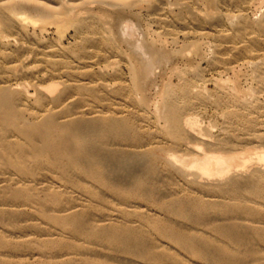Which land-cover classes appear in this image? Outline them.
<instances>
[{"label":"rangeland","instance_id":"obj_1","mask_svg":"<svg viewBox=\"0 0 264 264\" xmlns=\"http://www.w3.org/2000/svg\"><path fill=\"white\" fill-rule=\"evenodd\" d=\"M92 1L80 6V18L87 26L81 30L37 21L33 25L29 19L26 23L30 25L16 22L9 28L0 22V88L20 93L17 107L30 122L47 116L61 122L77 116L90 120L93 115L128 121L131 139L106 146L122 159L113 162L111 179L118 187L127 185L128 195L85 178L78 182L102 194L103 201L94 208L85 201V190L81 193L70 188L69 195L72 204L88 206L85 209L92 213L90 226L95 232L106 227L140 228L143 241L131 251L128 244L101 238L73 239L69 233L58 234L56 224L29 206L0 205V264H80L87 260L109 264H218L217 259L226 263L229 253L242 257L234 264H264V0H124L127 5L123 10L131 23L116 19V25H131L128 32L120 31L123 26H112L114 18L111 23L106 19L116 9L111 2ZM122 31L125 39H120ZM147 43L165 54L161 60L148 54L144 49ZM188 49L189 53L185 51ZM182 50L187 53L181 54ZM143 60L150 65L147 89L143 83L147 105L142 104L141 94L134 88L132 74L133 66ZM71 82L95 87V95L75 92V101L54 109L47 99H41V88ZM165 90H169L170 104L163 100ZM158 104L164 109L177 107L178 132H169V123L157 109ZM99 122L89 125L98 130L94 126ZM198 151L224 156L250 154L252 158L245 175L210 184L190 168L201 159ZM175 165L186 166L187 174L177 172ZM10 170L0 173V185H20L12 180L16 177ZM43 172L38 175L39 182L57 186L49 182L54 183L59 174ZM259 181L260 192L256 189ZM233 182L237 184L235 189L225 192ZM157 221L176 226L184 241L178 245L163 237L155 229ZM230 229H237L233 239L222 234ZM192 245L204 247L209 253L207 259L193 254L189 249ZM220 248H227L229 253L220 252ZM147 249L155 261L143 257ZM162 253L165 259L160 257Z\"/></svg>","mask_w":264,"mask_h":264},{"label":"bare ground","instance_id":"obj_2","mask_svg":"<svg viewBox=\"0 0 264 264\" xmlns=\"http://www.w3.org/2000/svg\"><path fill=\"white\" fill-rule=\"evenodd\" d=\"M90 1L91 0H44V1H40V0H9V1L0 0V22L5 28L12 27L14 23L16 24V22L21 23V24H29L26 22L31 21V24L34 25L36 23L35 21H37V22H40L42 25H46L48 23H54V24H57L58 27L72 26L78 30H81V29L87 28V26L85 25L84 20L80 18L81 16L79 15V9L82 4H84L85 6V3L86 4L90 3ZM102 1L103 2L109 1L111 2L110 4H112L116 8L112 10L114 14L112 13L110 17L108 15L106 17L108 21H110L111 17L115 19V22L113 20L114 23H112V26H114V24H115L114 27L117 26L116 25L118 23L117 20H119V22L120 21L123 22L124 20L125 21L131 20L129 18L127 19L128 15H126L127 17L125 16L123 9L126 7L127 3H125L124 0H107V1L100 0L99 1L100 4ZM211 1L209 2L211 3ZM93 2L94 0L92 1V3ZM54 4H58V6H54ZM102 8L104 9V7ZM24 14H26L27 16ZM135 15L133 18H136ZM31 18L33 20H31ZM111 21L109 23H111ZM101 23H104V22H101ZM129 23H131V21H129ZM132 23H135V22H132ZM119 25H121L119 27H122V26L124 27V25L122 24H119ZM119 27L117 26V28ZM131 27H132L131 25L126 24L124 27L125 29L122 28L120 29V31L125 30L126 32H128V29L130 30ZM118 31H115V32H118ZM130 33L132 32L130 31L128 34ZM119 34L120 33H118L116 36L120 37ZM122 34H123V31L121 33V36H123V38L121 37L120 39H125L124 37L125 34L123 35ZM126 36L128 35L126 34ZM131 44L130 46H132ZM146 45H147V48L145 47L144 49L145 50L147 49L148 54H150L156 61L161 60L162 57L165 55L163 54L161 50L157 49L154 45L149 44V43H147ZM191 49H195V48L191 47ZM185 51L188 52L191 50L188 49ZM185 51H183L181 54L187 53ZM55 65H59V63L55 62ZM60 65H62L61 61H60ZM149 66L150 65L148 64V62L143 60L142 63L139 64V66L134 65L132 68L134 88L138 91V93L141 94V101H142V104L144 105H147L148 103V100L145 97L146 95L144 96L143 94L144 92L143 87H144V84L146 83L145 82L146 77H148V73L150 70ZM39 87L41 88V86ZM145 88L147 89L146 84H145ZM83 91L88 92L89 94L95 95L96 88L84 85L82 83L76 85L71 82L69 84H64V86H61L60 84H50V85H47V87L45 86L44 88L40 89V93L42 94L41 99H43V101L47 99V101L50 102V105L53 109L61 107L66 102L73 101L74 100L72 97L73 93L83 92ZM162 97L165 103L170 104V102H168L170 98L169 90H165L163 92ZM20 99H21L20 93L12 92L7 88H0V173H4L7 169H11L14 171V175L16 177V178H12V180L16 179L18 183H20V185L16 187L9 183H4L0 185V205H4L8 207L15 206L17 208L29 206L35 209L36 211L40 212L43 216V219H46L56 224L60 232L58 233L56 231L58 234H61V233L68 234L69 233V236H72L73 239L75 238L77 240H81L82 238H101L104 240L115 242L117 244L118 243L128 244L131 246V247L128 246L131 249V251L132 249L136 250V247L143 241L142 238L140 237V234H141L139 231L140 228L135 229V228H131L128 226V228L115 229V228L106 227L103 231L97 233V231L95 232L92 226H90V220L92 217V213L90 212L89 209L87 210L85 209V208H88V206H85V204H77V205L72 204L73 198L72 196L69 195V193L72 192L70 188L73 190L80 191L81 193H82V190L83 191L85 190L86 193L83 192V194L87 196L86 197L87 199L85 201L89 203V206L93 205L94 208H95V204H98L103 201L102 194L90 188H87L86 186H83L80 182H78L79 178L80 179L85 178L86 181H89L93 184L94 183L98 184L104 189L116 191L125 196L128 195L126 193L128 192L127 185L118 187L117 182L111 179V170H112L113 162L121 161L122 159H120V155H118L117 153L114 154L106 149V146L109 145V143L112 141H116V140L117 141H129L131 139L132 132L129 131L128 129V121L125 119L116 120V119L98 118L95 115H93V119H90L91 121L89 119L86 120V118H83L82 116H77V117L70 118V120H68L67 122H61L56 117L47 116L39 121L30 122L25 118L23 112L17 107L18 104L20 103ZM76 102L77 104L79 103V101H76ZM164 108L162 106L161 107L159 106L157 109L161 111L162 116L165 118L166 122L169 123V126H170L169 132L171 134H174L175 132H178V124L180 122L179 119L176 117L177 107L174 108L171 105V106H167V109H164ZM65 111L66 110H64V112ZM71 111H74V110L72 109ZM96 120H100L99 124L97 126H94V127H98V130L92 128V126L89 125L90 122L96 121ZM193 126L194 125H192V127ZM192 127L191 129L192 131H194L193 130L194 128ZM189 133H190V130H189ZM201 152L198 151V155L201 158L199 159V162H197L195 166L193 165L194 163L192 164L195 168L193 166L192 167L190 166V168L195 169L198 172L199 176H201L203 179H206L204 182H208V183L210 182V184L216 181L221 183L220 181H222V179H225L226 177H229V176H232L231 178L234 179V177L245 175L246 174V172L244 173L245 167H247L249 159L252 158L250 154L249 155L248 154H235V155L231 154V155L224 156L223 154L221 155V153H219L220 155H217L218 153L217 154L215 153L216 155H212L213 153H210L211 155L210 154L207 155V153L204 154V152L203 153ZM261 156L262 155L258 156V158L260 159ZM177 157H179V155ZM168 159L170 160L169 157ZM195 159H197V157H195ZM195 159H193V161ZM169 160H167V162L171 163ZM138 164H140V162ZM129 165L127 166L129 167ZM248 166L250 167V165ZM252 166L253 165H251V167ZM261 166H264V165H261ZM175 168H176V171L179 173L181 172L186 173V171L189 170L186 168V166L177 165ZM170 169H171V166H170ZM45 170H50V171H53V173L55 172L59 174L60 177H58V179H55L54 183L51 181L49 182L57 186L54 187L44 182H39L40 177H38V175L44 173L43 171ZM186 177H189V176H186ZM192 177H189V178H192ZM195 180L197 181V179ZM4 182H5V179H4ZM235 182L230 183L227 187L225 186L226 187L225 192L234 190L237 185ZM210 184H209V187H210ZM261 185L262 184L260 181L257 182L256 184V187H257L256 189L259 192L262 187ZM210 196L211 194L209 195V197ZM220 198H223V197H220ZM82 200L84 201V199ZM100 205H103V204H100ZM133 207H135V205ZM252 213L253 212H251V214ZM174 222L176 224V221ZM155 229L159 234H161L163 237H166V239L172 241L173 243L180 245L184 241V238L183 236H181L179 229L176 228V226H172L171 224H168L167 222L157 221L155 223ZM235 232H237V229L223 230L222 234L225 237H228L229 239H233V236H235L234 235ZM189 249L193 254L197 255L198 257L202 259H207L209 255L208 251H206L204 247L200 248L196 245H192L189 247ZM219 250L220 252L229 253V251H227V248H220ZM229 255H230L229 259L226 263H222L221 260L219 259L216 260L217 263L218 264H234V261L236 260L240 261L242 259V257L238 254L229 253ZM143 257L147 259H152L154 257V254L152 253L150 249H147L145 251V254H143ZM160 257L162 259H165L166 254L162 253L160 254ZM179 263L180 262H178V264ZM80 264H109V263L106 261H88L87 260V261L80 262ZM129 264H132V263H129Z\"/></svg>","mask_w":264,"mask_h":264}]
</instances>
